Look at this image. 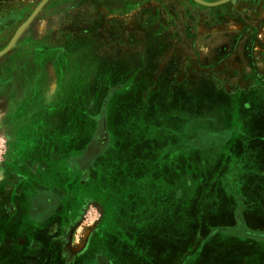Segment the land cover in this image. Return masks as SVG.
Masks as SVG:
<instances>
[{
	"label": "rangeland",
	"instance_id": "374dc122",
	"mask_svg": "<svg viewBox=\"0 0 264 264\" xmlns=\"http://www.w3.org/2000/svg\"><path fill=\"white\" fill-rule=\"evenodd\" d=\"M39 2L0 0V50L9 43L16 50L0 55V185L22 178L14 170L35 179L40 171L66 176L43 197V209L24 213L40 218L66 195L63 182L86 188L94 153L134 156L123 162L127 177L139 179L146 153H159L161 168L175 156L172 144L179 150L190 133L186 200L164 218L155 204L153 222L139 225L129 221L136 207L123 208L125 219L109 225L112 235L129 236L113 240L112 253L121 251L113 260L104 255L96 264L154 262L167 247L157 231L175 236V248H191L184 264H248V248H264L257 243L264 240V0H46L23 26ZM248 138L244 149L239 141ZM150 173L142 176L152 182ZM135 190L128 185L121 194ZM7 193L0 189V213L18 214L16 196ZM78 193V207L63 211L78 218L75 232L103 230L102 207L89 203L86 190ZM190 200L207 205L202 223L199 207L190 215ZM199 230L206 232L193 240ZM20 231L15 219H0V264L29 261Z\"/></svg>",
	"mask_w": 264,
	"mask_h": 264
},
{
	"label": "crops",
	"instance_id": "0c3cea01",
	"mask_svg": "<svg viewBox=\"0 0 264 264\" xmlns=\"http://www.w3.org/2000/svg\"><path fill=\"white\" fill-rule=\"evenodd\" d=\"M13 47L14 45L10 47L8 52L11 50L16 51L15 49H12ZM182 137H180V142L184 145L182 147L179 145L180 148L177 150L176 143L172 144L175 156L169 159L167 164L163 163L161 168L158 161L159 153L154 150L146 153L145 158L143 159L144 162L141 163L145 169L141 168V171L138 170L136 176H139V179L136 178L134 180L132 177H127V171L129 168L126 170V165L128 163L123 162V160H127L128 158V160L132 161L134 156H128V158L124 157V159H122L123 154L121 152V154L117 156L119 158H116L113 155V151L108 152V150H106L103 154L97 156L93 162H91L92 165L87 170L88 181L86 183V188L83 189V186L80 184H73L72 186L67 187L66 183L63 182V187L61 190L67 192L66 195L60 197L57 203L51 209H49V211H47L43 217L40 218H34L31 214L27 215L24 213L32 207L37 206L36 209H43L46 206L43 197H46L49 191L55 192L60 189V185L57 180L52 179V176L57 175L51 173L49 174L46 171H40L42 178L35 179L32 175L27 176L24 174L26 172L14 170V173L20 174L22 178L17 181V179L9 177V179L5 181V184L0 185V189L4 190V192H8L7 194L10 193V195H15L16 200H18V205L21 209L19 210L18 214L9 213L7 215H2L0 213V219H5V217L13 218L21 224V233L19 234H21V236L26 239V242L22 244L28 251H30L31 254L29 261L24 262V264H96L98 256L102 257L105 255L110 258V255L120 251L119 248H116L118 251L116 250V252L112 253L113 240L122 237L125 238V236L129 235H112V226L109 224L113 223L114 221L118 222V219L119 221H122L121 218L125 219L127 215L125 211L122 213V210L127 206L136 207L138 214L132 216L129 221L135 222L138 225L140 223L153 222L151 217L154 215H148V212L151 213L153 209L150 211V207H153L155 204L162 212L161 216L163 218L169 216L170 210L174 207H177L176 203H181L182 199L183 201L186 200V192L191 191V180L189 181L190 178L188 176L191 173L192 148L185 143V139L190 137V133L187 136ZM251 140L248 138L247 140H241L239 142H242V147L245 149L247 146H249L247 144H249V141ZM180 142L177 143L180 144ZM243 148L238 146V150ZM74 150L75 147H71V151L74 152ZM243 154L245 155V153ZM243 154L242 156H244ZM23 157L24 159L30 158L24 155L21 156V158ZM233 157L236 156L234 155ZM135 159L136 167L138 166V161L137 158ZM233 159L235 160V158ZM247 161H249V159H247ZM130 165L132 169H134V164L130 163L129 166ZM53 167L54 165L50 168ZM122 168H124L126 171L125 173H122ZM151 170L152 173H150V177H152V182H149L147 180L148 176L144 178L142 176V172L146 171V174H148ZM153 170H156V172ZM6 171L7 173H10L9 169H6ZM261 174H263L262 171L259 173L257 172L254 175V178L263 177ZM25 175L27 177H25ZM147 181L149 183H147ZM254 184H256V182H254ZM128 185L135 186L136 190L134 191V194L124 196L121 193L124 191V187H127ZM80 190H86L89 203L99 205L103 210L104 229L99 231L95 228V226H89L88 230L83 232L85 233V236L81 235V233L78 235V233L75 232V229L78 230V227H73V224L77 222L78 218H76V216L74 217V215L65 216L63 214V211L67 206H71L73 209L78 207L80 204L78 192H80ZM137 190H139V192H137ZM255 190L257 191V189ZM100 192L102 193L101 196H97L96 193L99 194ZM1 196L6 197V194L4 193ZM117 198L119 200V204L115 205L114 202ZM41 199H43V202H41ZM188 203L189 204H187V208H189L190 215H192V208L197 209V207H199L198 215L199 219H201L197 221L202 223V220L206 217V213L204 211H207V205L205 203H195V206H193L192 200L188 201ZM167 207L170 209L166 210ZM179 207L180 206H178V208ZM9 208L13 211L16 209L15 205ZM190 220L191 218L189 221ZM242 220L244 222V219ZM125 221H128L127 218ZM259 222L263 223L261 226H259V229L264 228V220H259ZM55 223L58 224L59 230H54ZM65 223L66 225H62ZM93 223L95 222L93 221ZM61 226L63 229H61ZM252 228L257 229L256 227ZM205 232L202 230L195 231L192 236L193 240L202 239ZM140 233L142 234L143 231H140ZM153 235H155V233H153ZM157 237L161 240L164 246H167L162 250L159 248L157 249L156 256L158 258L156 257L154 262L146 260L145 263H143L144 257H142L140 261L138 260L134 264H184L180 262V260L184 258L191 248L186 245L183 248H175V236L170 238L169 233L167 234L166 232L161 233L157 231ZM17 238L18 237L16 234L9 236L10 240H14L13 247L15 248H18V243L16 240ZM85 238L87 241L86 244H83V239ZM179 238L180 237H178V239ZM170 240H172V242H170ZM10 243L12 244V242ZM194 243L196 242H191V244ZM257 243L258 245H264V240H260ZM171 244L172 247L170 246ZM254 247L256 248H248L249 250L247 254L244 255L246 258L245 261L248 264H261L262 260H260V258L262 257L257 251L260 249L263 250L264 257V248L260 246ZM16 253L19 254L17 251ZM38 253L40 255L39 258L36 259V255H38ZM14 259L15 260H13V262L11 261V263L16 261V257Z\"/></svg>",
	"mask_w": 264,
	"mask_h": 264
},
{
	"label": "water",
	"instance_id": "95a60500",
	"mask_svg": "<svg viewBox=\"0 0 264 264\" xmlns=\"http://www.w3.org/2000/svg\"><path fill=\"white\" fill-rule=\"evenodd\" d=\"M45 1L46 0H40V2L37 4L36 8L33 9V11L28 16V18L23 22V26L28 24L32 20L33 16L38 12L39 8H41V6L44 4ZM196 1L201 3V4H204V5H215V4H219V3L225 2L226 0H216V1H213V2H206V1H203V0H196ZM15 40H16V35H14L13 38H12V41H15ZM12 45H13V43H9L2 50H0V55L5 53V52H7Z\"/></svg>",
	"mask_w": 264,
	"mask_h": 264
},
{
	"label": "flooded vegetation",
	"instance_id": "af4514ba",
	"mask_svg": "<svg viewBox=\"0 0 264 264\" xmlns=\"http://www.w3.org/2000/svg\"><path fill=\"white\" fill-rule=\"evenodd\" d=\"M105 151H106V150L101 151V152H99V153H94V154H93V157H92V162H93V160H94L97 156L103 154ZM90 153H93V151H90ZM91 164H92V163H91ZM89 167H90V166H89ZM49 174H50V173H49ZM51 174H55V175H57L55 172H54V173H51ZM40 175H41V174H40ZM52 177H53L52 179H55V180H57V181H58V180L64 181V179H67L66 176L63 177V176H59V175H57V176H52ZM67 177H68V176H67ZM72 192H73V191H72ZM86 192H87V191H86ZM101 194H102L101 192H100L99 194L96 193L97 196H101ZM58 200H59V199H58ZM97 258H98V260H101V256H98ZM99 262H100V261H99Z\"/></svg>",
	"mask_w": 264,
	"mask_h": 264
}]
</instances>
